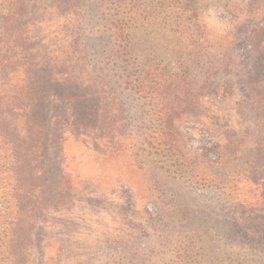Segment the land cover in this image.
<instances>
[{
  "label": "rangeland",
  "instance_id": "1",
  "mask_svg": "<svg viewBox=\"0 0 264 264\" xmlns=\"http://www.w3.org/2000/svg\"><path fill=\"white\" fill-rule=\"evenodd\" d=\"M249 3L193 0L191 5L206 26L197 43H190L189 34L177 42L166 28L146 43L137 40L132 73L138 74L148 63L154 79L161 82L154 88L158 94L144 91L128 97L130 93L116 85L103 96L102 119L97 124L93 118L85 119L86 126L73 124L71 104L58 102L69 90L59 86L61 81H51L53 101H45L41 113L51 122L41 148L27 135L24 119L17 118L26 94L20 48H12L13 40L2 42L0 264L15 260L18 264H119L116 255L125 248L124 256L133 255L138 261L134 264H188L182 256L174 258L178 248L187 244L179 237L165 241L164 223L158 220L172 201L202 211L193 218L202 223L195 232L203 240L193 246L197 258L192 264L261 263L260 255L253 252L245 253L247 259L240 262L230 254L232 221L252 212L264 216V45L246 40L254 28L264 30V0L255 2L253 16L246 20L241 10ZM239 12V17L233 16ZM231 26H237L234 59L230 74L220 81L222 76H210L216 50L212 43ZM201 45L210 59L197 70L189 53L199 51ZM41 47L34 46L35 50ZM178 54L183 66H190L188 84H182L179 93L174 89L175 75L181 76L182 71L173 60ZM62 60L61 56L57 62ZM110 68L121 75L119 67ZM122 76L123 81L133 80ZM176 97L187 112L172 118L162 133L157 127L159 111L178 106ZM119 107L122 117L117 114ZM160 119V124L167 122L165 111ZM176 139L183 143L182 162L196 165L180 176L157 169L153 160L162 153L161 148L155 152L156 142ZM215 144L222 148L215 149ZM26 228L31 251L24 259L16 249ZM118 233L138 241L127 247L110 243L109 237ZM11 252L13 257H8Z\"/></svg>",
  "mask_w": 264,
  "mask_h": 264
},
{
  "label": "trees",
  "instance_id": "2",
  "mask_svg": "<svg viewBox=\"0 0 264 264\" xmlns=\"http://www.w3.org/2000/svg\"><path fill=\"white\" fill-rule=\"evenodd\" d=\"M192 1L0 0V46L4 48L1 45L2 42L9 44L13 40L12 48L17 45L20 48L19 55L23 58L21 84L26 94L22 108L18 109L17 118L24 119L26 133L30 138H35V146L42 147V139L44 140L47 136V127L51 122V120L46 122L41 116L45 101L47 103L53 101L49 95L52 93L51 81H61L63 86H59L69 90L58 102L71 104L73 108L71 121L79 126H86L85 119L88 118H93L96 124L101 121L103 96L107 91L115 90L116 85L123 90V93H130L128 97L141 96L144 91L158 94L154 88L161 86V82L154 79L156 76L151 72L152 69L148 67V63L145 64L146 68L140 70L138 74L132 73L134 66L132 61L136 60L135 44L137 40L146 43L160 35L163 28L173 32L177 42H181L188 34L190 43L202 41L201 34H205L206 26L201 24L199 13L191 5ZM256 1L250 0L249 8L241 10L246 20L253 16L252 7L257 6ZM241 13H235L233 16L239 17ZM236 20L238 21V18ZM254 29L247 33L246 40L249 42L252 40L258 46L264 45V30ZM236 30L237 26L221 30L223 33L217 39V43L210 42L216 49L212 55L214 66L211 71L214 72L210 76L213 78L222 76L220 81L230 74V61L234 59L233 36ZM204 42L205 40L201 44L203 45ZM40 45L41 49L35 50L34 46ZM202 45L197 48L199 51L189 53L191 54L189 61L197 70L203 69L202 63L209 58L203 53ZM53 47H60L61 50L57 48V51L50 52L49 49ZM7 50H10L9 45ZM55 54L56 57L53 58ZM180 55L173 58L174 63L179 65V71H182L181 76L175 75L178 82L174 89L178 93L184 90L182 84H188L186 75L190 69V66L185 67L180 62ZM61 56L63 60L57 62ZM111 65L119 67L121 75L117 74L118 71L115 68L109 69ZM122 75L126 78L131 77L133 80L123 81ZM42 78H48V80ZM176 100L179 105L175 108L171 106L168 109L165 106L159 111L157 127L162 133L171 126L169 121L172 118L187 112L181 103L182 100L178 97ZM112 101L114 102L115 99L113 98ZM164 111L167 122L160 124L162 123L160 117ZM123 113V109L119 107L118 117H122ZM155 145L157 146L155 152L158 148H161L159 151L162 152L153 158L157 169L179 176L187 170L192 172L196 169L195 163L182 162L185 157L182 153L181 140L158 141ZM221 148L220 145L215 144V149ZM224 150L228 149L224 147ZM160 157L161 160L157 159ZM200 212L202 211L193 210L187 204L180 205L172 201L167 203L158 219L160 224L164 223L163 229L166 233L163 239L165 241L171 239V243L175 241L174 238L179 237L180 241L184 240L187 244L178 248L174 258L181 259L182 256L189 262L188 264L194 263V259L197 258V255L193 253V246L203 240V236L195 232L202 223L193 219ZM252 213L242 214L230 224V244L232 243L230 254L233 260L240 262L241 259H247L246 254L253 252L252 254L260 255L259 260L262 258L260 264H264V216L255 217L256 213ZM177 223L181 224L177 226ZM20 234L22 240L19 241L20 245L16 250L26 259L30 257L27 256V252L31 251L29 249L30 230L26 228V231ZM174 234L176 237H172ZM108 241L115 245L125 244L127 247L133 246L138 240L134 237L131 240L124 239L118 233L110 236ZM126 249L116 255L120 257L119 264L138 262L133 260V255L124 256L128 252ZM180 252L182 253L179 254ZM9 256L13 257L12 252ZM127 257L130 260H126ZM9 264L18 263L15 260Z\"/></svg>",
  "mask_w": 264,
  "mask_h": 264
}]
</instances>
